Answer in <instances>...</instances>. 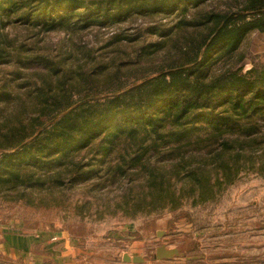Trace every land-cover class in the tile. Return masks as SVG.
<instances>
[{
    "label": "trees",
    "instance_id": "1",
    "mask_svg": "<svg viewBox=\"0 0 264 264\" xmlns=\"http://www.w3.org/2000/svg\"><path fill=\"white\" fill-rule=\"evenodd\" d=\"M207 1L0 0V32L14 24L69 31L107 16L110 21L131 19L138 12L148 17L149 6L177 12L175 34L191 30L177 47L183 52L180 61L130 87H122L119 64H94L87 51L80 56L72 43L64 59L34 48L24 58L25 44L0 33V60L18 66L0 87V193L17 200L95 177V186L124 178L127 166L113 163L114 157L101 173L98 161L138 139L135 121L156 129L158 111L189 129L200 157L156 170L139 193L132 194L133 184L123 188L127 204L149 206V211L174 204L177 182L194 203L205 202L213 199L214 185L232 183L243 169L264 173V66L245 71L243 65L248 36L264 32V0H227L222 7ZM31 58L45 70L24 73L25 59ZM103 82L118 93L97 98Z\"/></svg>",
    "mask_w": 264,
    "mask_h": 264
},
{
    "label": "rangeland",
    "instance_id": "2",
    "mask_svg": "<svg viewBox=\"0 0 264 264\" xmlns=\"http://www.w3.org/2000/svg\"><path fill=\"white\" fill-rule=\"evenodd\" d=\"M227 3L208 0L205 4L222 7ZM149 9L148 17H141L138 12L131 19L110 21L107 16L100 23L69 31L62 27L42 31L14 24L0 33L16 44H25L24 58L34 48L64 59L69 50L66 45L72 43L80 56L87 51L94 64H119L122 87H130L180 61L183 52L177 47L184 43L183 35L191 32L183 29L182 35L175 34L177 29L175 32L172 25L177 20L176 11H154L150 6ZM88 17L92 19V15ZM129 37L136 38L130 41ZM243 49L247 55L243 61L245 71L264 66V32L250 34ZM25 61L24 73L44 68L33 58ZM17 69L13 60H0V87L13 78ZM95 93L104 100L118 92L116 86L103 82ZM156 117V129L135 121L138 139L120 144L111 152L112 156L98 161L101 173L109 166V158L114 157L113 163L119 161L127 166L124 178L114 182L107 179L95 186L99 178L95 177L54 189L51 194L33 191L17 200L0 193L1 227L16 229L21 225L33 231H68L76 245L90 253L88 261L83 260L87 264H125L126 253L146 258L144 263L137 264H264V173L243 169L232 183L214 185L213 199L205 202L194 203L189 194L181 193L182 183L177 182L179 198L174 204L169 202L149 211V206L137 209L132 201L126 203L123 188L133 184L132 194L139 193L146 189L156 170H167L185 158L200 157L193 148L195 136L188 128L178 127L163 112L158 111ZM162 244L180 249L182 255L157 259L156 250Z\"/></svg>",
    "mask_w": 264,
    "mask_h": 264
},
{
    "label": "crops",
    "instance_id": "3",
    "mask_svg": "<svg viewBox=\"0 0 264 264\" xmlns=\"http://www.w3.org/2000/svg\"><path fill=\"white\" fill-rule=\"evenodd\" d=\"M87 258L90 253L79 248L68 231L0 225V264H87Z\"/></svg>",
    "mask_w": 264,
    "mask_h": 264
},
{
    "label": "water",
    "instance_id": "4",
    "mask_svg": "<svg viewBox=\"0 0 264 264\" xmlns=\"http://www.w3.org/2000/svg\"><path fill=\"white\" fill-rule=\"evenodd\" d=\"M181 255L182 252L180 251V249L174 247H168L165 244H162L156 250L157 259H166ZM123 260L125 261V264H137V263H144L146 261V258L139 255L130 256L129 254L126 253L123 256Z\"/></svg>",
    "mask_w": 264,
    "mask_h": 264
}]
</instances>
